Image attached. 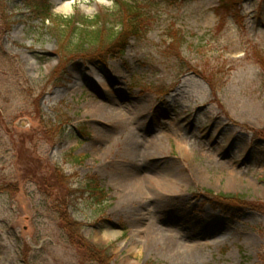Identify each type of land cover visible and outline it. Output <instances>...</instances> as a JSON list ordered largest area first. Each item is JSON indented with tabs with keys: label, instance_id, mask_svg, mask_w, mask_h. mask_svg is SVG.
<instances>
[{
	"label": "rangeland",
	"instance_id": "obj_1",
	"mask_svg": "<svg viewBox=\"0 0 264 264\" xmlns=\"http://www.w3.org/2000/svg\"><path fill=\"white\" fill-rule=\"evenodd\" d=\"M42 1L63 17L114 4L0 0V264H99L67 217L109 264H264V0H137L145 38L62 75L29 10ZM91 177L99 207L82 193ZM137 178L170 187L127 194ZM209 194L242 199L225 213Z\"/></svg>",
	"mask_w": 264,
	"mask_h": 264
},
{
	"label": "trees",
	"instance_id": "obj_2",
	"mask_svg": "<svg viewBox=\"0 0 264 264\" xmlns=\"http://www.w3.org/2000/svg\"><path fill=\"white\" fill-rule=\"evenodd\" d=\"M226 1L222 0L223 3H226ZM113 2L111 9L98 12L92 18H87L78 13L69 17L55 15L51 12L50 6L44 1L30 5L29 10L40 20V28L56 44V53L60 58L59 66H62L61 75L65 73L63 66L72 59L99 61L106 64V57L115 54L122 56L124 48L131 39H143L148 34L152 24V16L140 7L139 1L114 0ZM166 36L171 41L168 50L171 51L172 56L180 58V50L183 47L181 33L175 29H169ZM58 80L62 79L58 78ZM208 81L214 90L216 84L209 79ZM57 181L62 186L66 180L60 176ZM98 184L97 179L91 177L82 188V193L87 195L89 204L95 207H99L105 199V195L99 189ZM66 191V196L60 203V208H64L62 215L66 214L65 208L68 206L66 200L73 193L72 189H66ZM209 196L211 204L225 213L230 208H236L235 204L242 199L241 196L232 195L213 196L209 194ZM242 201L239 204L249 206V204L242 203ZM61 220L64 221V218H61ZM65 223L69 233L74 234L76 237L75 243L77 246H80L81 249L93 251L99 264H109V258L105 257L104 252L83 245L80 237L81 223L69 217L66 218Z\"/></svg>",
	"mask_w": 264,
	"mask_h": 264
},
{
	"label": "bare ground",
	"instance_id": "obj_3",
	"mask_svg": "<svg viewBox=\"0 0 264 264\" xmlns=\"http://www.w3.org/2000/svg\"><path fill=\"white\" fill-rule=\"evenodd\" d=\"M60 12H64V13H67L69 11V9L67 7H62L60 9H58ZM96 105L98 104H93V106L95 107V109L93 110L94 114H96V116L98 114H101V115H106L110 109H105L103 107H97ZM110 113V112H109ZM130 152V153H129ZM126 154H130V155H136L134 150L131 151L130 149L125 152ZM133 182V185L132 187H129V186H125V190L127 192V194H130L131 191H135L134 193L136 194H139V195H143L145 193H149V192H156L157 194H161V195H165L164 194V191H162V189H165V188H169L170 187V184L169 183H166V182H163L161 181V184H160V187L159 185L155 186L153 183H155L154 181H142L140 180V178H137L134 179ZM159 191V192H158Z\"/></svg>",
	"mask_w": 264,
	"mask_h": 264
},
{
	"label": "water",
	"instance_id": "obj_4",
	"mask_svg": "<svg viewBox=\"0 0 264 264\" xmlns=\"http://www.w3.org/2000/svg\"><path fill=\"white\" fill-rule=\"evenodd\" d=\"M19 126H20V127H26V123H25V121H23V120L20 121V122H19Z\"/></svg>",
	"mask_w": 264,
	"mask_h": 264
}]
</instances>
